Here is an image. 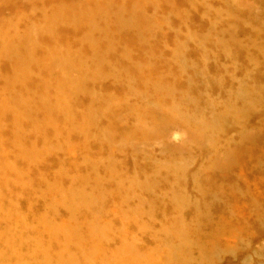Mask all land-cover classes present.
Listing matches in <instances>:
<instances>
[{
    "label": "rangeland",
    "instance_id": "rangeland-1",
    "mask_svg": "<svg viewBox=\"0 0 264 264\" xmlns=\"http://www.w3.org/2000/svg\"><path fill=\"white\" fill-rule=\"evenodd\" d=\"M0 264H264V0H0Z\"/></svg>",
    "mask_w": 264,
    "mask_h": 264
}]
</instances>
